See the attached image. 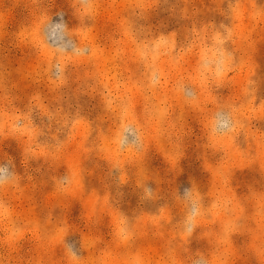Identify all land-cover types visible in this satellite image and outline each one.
<instances>
[{
	"label": "rangeland",
	"instance_id": "1",
	"mask_svg": "<svg viewBox=\"0 0 264 264\" xmlns=\"http://www.w3.org/2000/svg\"><path fill=\"white\" fill-rule=\"evenodd\" d=\"M0 264H264V0H0Z\"/></svg>",
	"mask_w": 264,
	"mask_h": 264
}]
</instances>
